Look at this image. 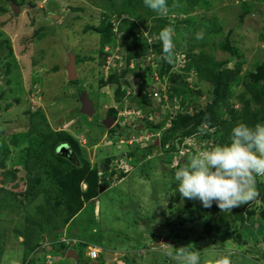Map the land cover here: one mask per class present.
Wrapping results in <instances>:
<instances>
[{
  "label": "rangeland",
  "instance_id": "rangeland-1",
  "mask_svg": "<svg viewBox=\"0 0 264 264\" xmlns=\"http://www.w3.org/2000/svg\"><path fill=\"white\" fill-rule=\"evenodd\" d=\"M108 2L120 6L119 0H0V159L5 156L0 187L17 195L0 208V264H83L90 248L98 250L96 264H264L259 216L264 202L249 174L264 183V166L250 163L264 161V149L241 148L229 158L223 147L211 148L206 135L214 129L158 146L171 117L198 112L212 95V84L195 70L183 72L190 49L223 64L221 69L240 64V83L231 87L229 106L219 112L227 119L229 108L241 107L242 81L255 83L248 75L264 65V0H200L186 15L172 6L153 14L138 9L130 18L134 26L121 31L126 14L119 18L115 9L105 8ZM102 19L113 36L101 50L93 29ZM129 31L149 46L127 63L128 40L122 37ZM160 42L159 54L151 47ZM71 66L75 83L69 79ZM263 82L262 77L256 84ZM177 86L183 92L172 90ZM144 93L151 106L138 108ZM114 124L118 129L112 133ZM157 124L162 127L154 129ZM260 125L263 131L264 122ZM50 133L75 138L81 156L72 154L68 142L54 144L53 136L42 149ZM52 155L77 167L84 159L101 184L96 199L85 201L63 226L66 211H56ZM25 160L29 167L37 163L28 176ZM8 171L14 180L4 176ZM27 177L39 181L37 194L24 198L19 193L27 189ZM186 178H198L191 188L197 193L187 199L182 192L176 200L181 190L174 185ZM79 187L87 190L84 182ZM218 189L226 192L228 204L213 212L206 193ZM38 207L45 215L55 209L57 230L35 218ZM233 209L242 210L243 221L234 220ZM28 218L41 219L33 251L23 244Z\"/></svg>",
  "mask_w": 264,
  "mask_h": 264
},
{
  "label": "trees",
  "instance_id": "trees-1",
  "mask_svg": "<svg viewBox=\"0 0 264 264\" xmlns=\"http://www.w3.org/2000/svg\"><path fill=\"white\" fill-rule=\"evenodd\" d=\"M179 0H119L120 6L116 7L112 2H108L105 5V8L108 10L115 9L117 12V16H122L126 14V17L120 20V25L118 30L121 31L124 26L131 25L134 26V23L130 21V18L136 17V13L138 9H143L147 14H153V12L162 11V7L164 6H172L176 8V11H181L183 15L192 11L196 6H200V0H186L185 5L182 7L177 6ZM177 6V7H176ZM128 16V17H127ZM191 21L186 20L185 23L189 24ZM100 36V49L102 50L107 44H109L112 40L111 28L106 24L105 19L101 20L100 25L93 29ZM218 31L219 29H215ZM197 31V30H196ZM129 35H125L122 38L127 39L128 41L124 44L127 48V63L132 58L140 57L149 45L140 42L134 35L133 32L129 31ZM161 42L158 44H154L151 48L157 49L158 53H162L160 51ZM192 49L188 50V62L183 67V72L188 70H195L196 74L203 80L208 81L212 84V95L210 100L205 104L204 108L199 110L198 112L187 115L176 113L174 117H171V126L170 128L162 135L160 139H158V146H165L169 141L176 139H180L183 137H190L195 133H199L204 129H214L213 135L208 133L206 135L207 138H212L211 148L212 147H223V151L225 153H229V158L235 159L237 156L236 151L243 148L247 149V153L254 151L256 147L259 145L264 149V130L262 131L261 123L264 122V82L261 85L256 84L259 78H264V65L257 68V70L252 71L251 74L248 75L250 78H254L255 83H247L242 81L243 85V93L239 95V99L242 102L241 107L239 108H229L228 113L230 114L227 119H223L221 113L219 112L222 108H227L229 106L228 97L230 95L231 87L234 84L240 83V64L236 65V69H225L221 67V63L215 64L212 62L211 57L206 55L204 52L199 53L198 56L190 53ZM165 65V69L170 68V62L168 60H163ZM182 71V69H181ZM261 76V77H260ZM179 77H183L180 75ZM111 82H116V78L111 77L109 79ZM70 82L75 83V79L70 80ZM181 87L172 88L174 92H183V89H179ZM118 93V92H117ZM119 94V93H118ZM117 94V95H118ZM172 95V94H171ZM173 97V95L171 96ZM175 97V96H174ZM149 97L147 94H143V100L137 101L136 106L139 108H143L145 106H151V101H149ZM255 106V109L252 106ZM183 106V105H181ZM113 118H116L115 111L111 110ZM111 115V114H110ZM162 127L161 124L154 125V129H160ZM202 127V128H201ZM118 129V125L114 124L111 128V132H115ZM56 144L57 140H62L69 143L70 150L73 152L72 154H76L81 156V151L78 146V142L75 138H67L64 133L59 135L50 133L43 138V143L45 150V144L48 140L52 139ZM38 141V140H37ZM36 141L35 144L38 142ZM52 141V140H51ZM167 145V144H166ZM155 146V145H154ZM152 146V147H154ZM151 147V146H150ZM174 145L172 148L174 149ZM170 148V149H172ZM215 149V148H213ZM52 150V149H51ZM51 150L49 153H51ZM150 149L147 148L146 152ZM129 156H133V153H129ZM4 158L0 159V168L4 167ZM51 165L52 170L56 175V184L57 190L56 195L58 197V203L55 206L56 211L60 214H63L64 209L66 211L63 221H61L62 226L66 224V221H69L71 217L76 215L83 207L86 202H92L99 195L101 191V184L97 179V170L89 169V163L82 159L81 167H77L74 164L69 163L67 160L60 158L58 156L52 155ZM53 161V162H52ZM251 166L256 167L257 165H263L264 161H261L260 158H252L250 160ZM36 162H34L32 167H29L28 162L25 160L24 167L26 170V175L32 171V168L35 169ZM12 177L14 180L16 177L13 173L7 172L4 173ZM188 174L191 175L190 172ZM249 174L253 178V181L257 188L260 190V200L264 202V183H261L257 180V176L255 173ZM25 175V176H26ZM26 179V178H25ZM28 183L27 189L23 193H19V196H23L24 198H29L30 194L35 196L37 193L36 187L39 179L35 177H27ZM0 182H4L3 179H0ZM86 183L87 190L84 192L80 191V183ZM198 182V178L194 181H190L188 178L183 180L181 185H174L175 188L181 190L176 194L175 199L178 200L180 198L182 192L185 194L184 196L187 199H192L193 196L197 193L196 190H192V187H195ZM16 194L9 191L6 187H0V208L5 206V202L8 199H15ZM208 208L215 212L220 210L221 207L226 206L227 203V194L223 189L208 191L206 193ZM49 204V203H47ZM60 207H63L61 210ZM38 214H36L35 218L37 219L43 217V222L49 223L53 225V228L57 230L60 227V224L55 221L56 218L53 214H55V209H53V213L51 212L48 215H45L42 208L38 207ZM232 215L234 216V220L243 221V212L242 210L233 209ZM251 215V213H248ZM261 220L264 222V208L259 213ZM34 220V221H32ZM41 219L35 220L32 218H28L26 221L30 224L28 231H26L23 235L25 237L24 247L30 251H33L37 245L35 243V235L37 227L41 225ZM58 236V233H56ZM86 244H82L80 246L81 250L86 248ZM62 250H65L64 245L60 247ZM59 249V251L61 250ZM61 250V251H62ZM80 260V259H79ZM83 264H90V261L87 259L83 261Z\"/></svg>",
  "mask_w": 264,
  "mask_h": 264
},
{
  "label": "built area",
  "instance_id": "built-area-1",
  "mask_svg": "<svg viewBox=\"0 0 264 264\" xmlns=\"http://www.w3.org/2000/svg\"><path fill=\"white\" fill-rule=\"evenodd\" d=\"M153 97H158V93H153ZM88 258L92 261H96L99 257L98 250L96 248H90L88 254Z\"/></svg>",
  "mask_w": 264,
  "mask_h": 264
},
{
  "label": "water",
  "instance_id": "water-1",
  "mask_svg": "<svg viewBox=\"0 0 264 264\" xmlns=\"http://www.w3.org/2000/svg\"><path fill=\"white\" fill-rule=\"evenodd\" d=\"M14 9H17L16 7H14ZM72 68V66L70 67V68H68V70H69V75H70V77H69V79L70 80H73L74 79V72H73V70L71 69ZM89 107V106H88ZM84 112L86 113H88V111L86 110V108L84 109ZM108 123H113V121H110V119L107 121ZM107 126H108V124H107ZM245 151H247V149H244V152ZM68 255H72L73 256V253H71L70 251L68 252ZM91 264H96V263H91Z\"/></svg>",
  "mask_w": 264,
  "mask_h": 264
},
{
  "label": "clouds",
  "instance_id": "clouds-1",
  "mask_svg": "<svg viewBox=\"0 0 264 264\" xmlns=\"http://www.w3.org/2000/svg\"><path fill=\"white\" fill-rule=\"evenodd\" d=\"M16 8H17V7H16ZM87 259L90 261V264L93 263V262H94V263L96 262V261H92V260H90V259L88 258V256H87Z\"/></svg>",
  "mask_w": 264,
  "mask_h": 264
}]
</instances>
